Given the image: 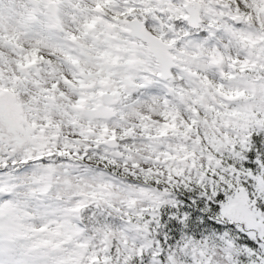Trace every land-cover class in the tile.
I'll list each match as a JSON object with an SVG mask.
<instances>
[{
    "label": "snow or ice",
    "instance_id": "6c2138e0",
    "mask_svg": "<svg viewBox=\"0 0 264 264\" xmlns=\"http://www.w3.org/2000/svg\"><path fill=\"white\" fill-rule=\"evenodd\" d=\"M0 264H264V0H0Z\"/></svg>",
    "mask_w": 264,
    "mask_h": 264
}]
</instances>
